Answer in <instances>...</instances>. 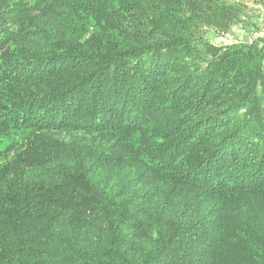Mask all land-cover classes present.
<instances>
[{"label":"trees","instance_id":"16d2710c","mask_svg":"<svg viewBox=\"0 0 264 264\" xmlns=\"http://www.w3.org/2000/svg\"><path fill=\"white\" fill-rule=\"evenodd\" d=\"M259 14L0 0V264H264Z\"/></svg>","mask_w":264,"mask_h":264},{"label":"rangeland","instance_id":"374dc122","mask_svg":"<svg viewBox=\"0 0 264 264\" xmlns=\"http://www.w3.org/2000/svg\"><path fill=\"white\" fill-rule=\"evenodd\" d=\"M257 25L260 28L259 30L264 31V14H259L258 15V20H257ZM249 26H255V23ZM245 28L241 27V28H235V36L236 38H238L239 36H243L245 34L244 31ZM254 34H251V36ZM247 36V34H246ZM27 133L24 131H18V130H14V129H10V130H3L0 129V149H5L6 147H8L12 142L14 141H20L24 136H26Z\"/></svg>","mask_w":264,"mask_h":264},{"label":"built area","instance_id":"2783aa9c","mask_svg":"<svg viewBox=\"0 0 264 264\" xmlns=\"http://www.w3.org/2000/svg\"><path fill=\"white\" fill-rule=\"evenodd\" d=\"M259 36H263L264 37V31L262 30H258L254 33V35H252V37H250V40L253 39V37H259ZM222 40L225 42V43H231V42H235V41H238L239 38H235L233 35H227L225 36L224 38H222Z\"/></svg>","mask_w":264,"mask_h":264}]
</instances>
